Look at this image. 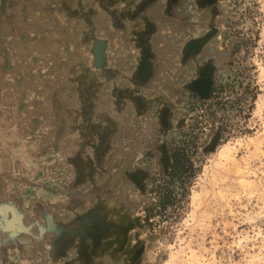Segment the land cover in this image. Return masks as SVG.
<instances>
[{"label": "rangeland", "instance_id": "obj_1", "mask_svg": "<svg viewBox=\"0 0 264 264\" xmlns=\"http://www.w3.org/2000/svg\"><path fill=\"white\" fill-rule=\"evenodd\" d=\"M0 264H264V0H0Z\"/></svg>", "mask_w": 264, "mask_h": 264}, {"label": "trees", "instance_id": "obj_2", "mask_svg": "<svg viewBox=\"0 0 264 264\" xmlns=\"http://www.w3.org/2000/svg\"><path fill=\"white\" fill-rule=\"evenodd\" d=\"M195 131V128H194ZM197 134L192 132L184 136V141L180 142L174 149L172 156V166L169 173L162 179L156 192L159 195L157 203L161 212L168 207H174L179 200L178 195L173 190V185L178 184L185 189L186 184L195 175L197 169Z\"/></svg>", "mask_w": 264, "mask_h": 264}, {"label": "flooded vegetation", "instance_id": "obj_3", "mask_svg": "<svg viewBox=\"0 0 264 264\" xmlns=\"http://www.w3.org/2000/svg\"><path fill=\"white\" fill-rule=\"evenodd\" d=\"M216 88H214V89H212V91L210 92L211 93V97H212V99H215L214 97H215V94H216V90H215ZM203 102H206V101H203ZM179 144V143H178ZM177 144V145H178ZM176 145V146H177ZM175 146V147H176ZM175 147H174V149H175ZM174 149H173V151H172V156H173V153H174ZM171 166H172V164H171ZM171 168V167H170ZM169 171H170V169H169ZM169 171L167 172V174L169 173ZM167 174H165V175H163L162 177H161V181L160 182H162V179L167 175Z\"/></svg>", "mask_w": 264, "mask_h": 264}]
</instances>
